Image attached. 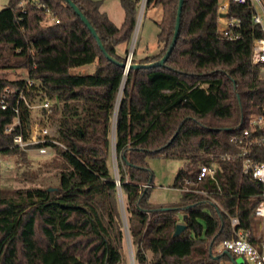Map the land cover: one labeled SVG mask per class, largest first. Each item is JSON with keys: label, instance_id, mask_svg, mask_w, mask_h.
Instances as JSON below:
<instances>
[{"label": "trees", "instance_id": "1", "mask_svg": "<svg viewBox=\"0 0 264 264\" xmlns=\"http://www.w3.org/2000/svg\"><path fill=\"white\" fill-rule=\"evenodd\" d=\"M23 1H28L22 5ZM89 20L103 51L89 28L65 0H8L0 12V98L6 88L21 90L27 78L35 87L29 100L52 102L48 118L55 134L42 147L61 158L59 183L54 190L27 188L7 195L0 189V264H124L128 237L138 264H222L232 254H216V247L231 239V218L250 227L252 181L242 175L240 163H222L217 180L199 189L211 197L181 193L178 204L152 205L149 192L153 173L147 159L162 157L185 161L174 188L196 180L200 166L212 156L235 151L230 142L242 118L264 106L261 67L252 63L253 43L262 36L248 7L232 4L229 15L241 20V38L228 40L218 31L219 0H184L175 48L163 66L130 68L125 75L129 43L137 25L139 0H121L124 22L117 27L100 11L102 3L72 0ZM180 0H147L163 16L155 56L138 58L131 65L160 61L175 33ZM44 5L56 24H44ZM110 56L112 60H109ZM97 63L90 75L71 70ZM21 70L25 78L11 80L6 72ZM0 105V154L28 161L27 151L14 146L33 127L31 111L18 95ZM45 110V109H44ZM65 144V147L54 142ZM112 149L118 176L111 171ZM117 180L119 185H117ZM124 198V211L121 206ZM167 209V210H165ZM183 211L186 229L173 237ZM148 254H151L149 259Z\"/></svg>", "mask_w": 264, "mask_h": 264}, {"label": "built area", "instance_id": "2", "mask_svg": "<svg viewBox=\"0 0 264 264\" xmlns=\"http://www.w3.org/2000/svg\"><path fill=\"white\" fill-rule=\"evenodd\" d=\"M36 2V0H29ZM28 1H23L26 5ZM232 4L250 8L252 11L251 19L255 26L259 28L262 36L256 38L253 43L252 63L261 67V78L264 80V0H219L218 3V31L228 40H238L241 38L240 29L242 22L229 15ZM39 9L44 11L45 19L50 24L58 23L50 10L44 5H39ZM35 87V82L29 78L26 79L21 90L14 91L6 88L0 98V105L6 110L9 105V97L13 93L18 95V104L22 101L28 109L35 108L33 102L26 96V91ZM52 102L44 99V102L38 107L50 111ZM16 119L14 124L7 129L11 132L15 126L20 127V133L14 138L15 148L23 151H29L28 147L38 143H44L49 136L48 129L41 127L33 130L29 139H25L19 119V107L15 109ZM54 142V141H52ZM230 142L234 145L235 151L224 153L218 156H212L209 164L200 166V171L196 180L188 179L185 184L178 188L181 193H194L211 197V201L218 205V201L212 197L215 192L206 189H199V185L207 180L215 181L218 185V192H221L217 180V173L222 171V163H240L242 175L248 177L253 183L249 190V200H256L257 205L250 209L253 221L250 227L242 228L239 218H231V227L233 236L231 239L221 242L215 249L216 254H232L235 257H243L244 264H264V106L259 113H254L246 118H242L238 127L234 129ZM65 147V144L54 142ZM46 148H39L40 153H46ZM222 209V208H221Z\"/></svg>", "mask_w": 264, "mask_h": 264}, {"label": "rangeland", "instance_id": "3", "mask_svg": "<svg viewBox=\"0 0 264 264\" xmlns=\"http://www.w3.org/2000/svg\"><path fill=\"white\" fill-rule=\"evenodd\" d=\"M102 3L100 11L107 14L109 19L120 27L125 19V12L121 5V0H94ZM147 0H139V22L135 27L133 36L129 43L121 44L118 52L123 54L128 50V56L136 52L138 58L151 57L157 55L163 48L158 42L160 31L159 24L162 20V10L158 7L147 6ZM8 0H0V12L7 6ZM44 20V24H50ZM97 69V63L74 68L71 73L74 75H90ZM11 80L25 78L21 70L6 72ZM4 74L0 71V75ZM33 102V101H32ZM44 100L37 98L32 108L31 119L33 130L46 127L49 136L55 134V123L48 118V110L38 107ZM46 153H40L38 149L27 151L28 161L23 162L18 156H4L0 154V189L7 195H11L15 190L27 188H54L59 183L61 172V158L51 148H46ZM148 167L153 173V185L149 192V203L152 205H172L178 204L181 200V192L174 188V183L178 172L185 166V161L166 159L162 157L147 159ZM111 171L115 177L118 176L116 156L112 149L110 160ZM119 183V181L117 180ZM124 198L121 196V206L123 215ZM185 214L181 211L178 215L179 223H184ZM149 259L151 254H148ZM124 264H138L133 248L128 237L125 239L123 248ZM222 264H244L243 257H235V261L223 260Z\"/></svg>", "mask_w": 264, "mask_h": 264}, {"label": "water", "instance_id": "4", "mask_svg": "<svg viewBox=\"0 0 264 264\" xmlns=\"http://www.w3.org/2000/svg\"><path fill=\"white\" fill-rule=\"evenodd\" d=\"M76 12V14L81 18V20L84 22V24L89 28V30L91 31V33L93 34V36L96 38V40L99 43L100 48L104 50V46L101 43L98 35L96 34L94 28L91 26L89 20L85 17V15L80 11V9L76 6V4L72 1V0H65ZM183 2L184 0H180L179 2V8H178V15H177V21H176V27H175V33H174V37L172 40V43L168 49V51L166 52L165 56L160 60V61H156L154 63H150V64H145V65H131V58L133 56V52H131V54H129L127 62L125 64H121V66L125 69V75L127 74L128 70L130 68H136V69H140V68H144V69H149V68H156V67H160L163 66L165 64V62L167 61V59L169 58V56L171 55L173 49L176 46L177 43V39L179 36V32H180V21H181V14H182V8H183ZM139 22V19L137 20V24ZM109 60L114 61L115 63H117L115 60H113L110 56H107ZM117 185H119L118 182H116ZM54 190V188H49L48 191H52ZM167 210V209H165ZM186 229V225L185 224H177L176 226V230L174 232L173 237H178L182 234V232H184Z\"/></svg>", "mask_w": 264, "mask_h": 264}, {"label": "bare ground", "instance_id": "5", "mask_svg": "<svg viewBox=\"0 0 264 264\" xmlns=\"http://www.w3.org/2000/svg\"><path fill=\"white\" fill-rule=\"evenodd\" d=\"M140 20V19H139Z\"/></svg>", "mask_w": 264, "mask_h": 264}]
</instances>
